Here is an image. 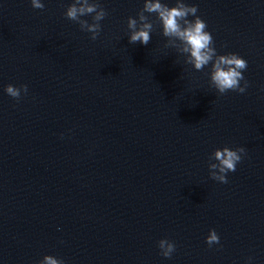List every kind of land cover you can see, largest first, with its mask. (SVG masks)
I'll list each match as a JSON object with an SVG mask.
<instances>
[{"label": "clouds", "instance_id": "obj_1", "mask_svg": "<svg viewBox=\"0 0 264 264\" xmlns=\"http://www.w3.org/2000/svg\"><path fill=\"white\" fill-rule=\"evenodd\" d=\"M31 6L34 9H44L41 0H31ZM197 7L187 6L182 0H177L176 6L169 8L162 4L160 0L152 2L145 0L143 9L138 13V19L129 18L127 28L130 30L129 43H140L147 46L151 40L150 33L153 31V22L149 20L148 14H156L157 20L162 27L164 37L174 38L183 45V52L190 53L187 63L191 64L196 71H202L211 64L210 86L215 88L220 95L229 91L243 94L248 82L242 73L247 69V61L240 58L237 54L218 55L214 47L212 35L206 31L207 24L198 16ZM94 14V15H93ZM92 16V23L81 19L84 16ZM107 12L96 2L90 0H74L66 9L65 17L75 23H78L82 31L91 33L90 39L95 41L100 32V21L105 19ZM189 16L196 17L190 21ZM244 81L241 86L240 82ZM27 85H21L19 88L8 85L5 92L8 96L19 101L21 94H27ZM246 154L244 148L231 150L228 147L222 150H216L210 159L218 163H210V178L222 184L228 183L227 173L234 172L236 165L241 162L242 156ZM206 243L211 247L219 243V236L215 230H211ZM158 247L160 254L165 258H171L175 251V244L168 240H160ZM40 264H64L63 260L52 256H45Z\"/></svg>", "mask_w": 264, "mask_h": 264}]
</instances>
